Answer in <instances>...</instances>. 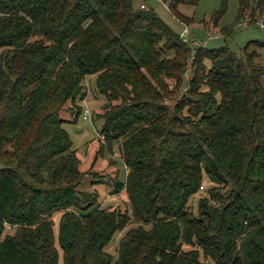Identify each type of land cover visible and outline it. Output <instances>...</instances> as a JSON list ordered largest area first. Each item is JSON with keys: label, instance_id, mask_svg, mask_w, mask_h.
I'll return each instance as SVG.
<instances>
[{"label": "trees", "instance_id": "trees-1", "mask_svg": "<svg viewBox=\"0 0 264 264\" xmlns=\"http://www.w3.org/2000/svg\"><path fill=\"white\" fill-rule=\"evenodd\" d=\"M161 1L178 19L179 5L199 0ZM190 51L132 0H0V264H264V41L237 55L197 48L170 106L167 80L183 84ZM91 75L108 100L102 141H120L126 175L115 192L131 215L78 190L81 160L60 112L69 103L77 122ZM204 182L213 186L195 215ZM132 218L113 257L105 247Z\"/></svg>", "mask_w": 264, "mask_h": 264}, {"label": "rangeland", "instance_id": "rangeland-1", "mask_svg": "<svg viewBox=\"0 0 264 264\" xmlns=\"http://www.w3.org/2000/svg\"><path fill=\"white\" fill-rule=\"evenodd\" d=\"M136 7L141 4L154 9L156 14L177 34L186 40L191 48L188 66L183 75V84L178 86L174 80L168 79V85L165 88L164 102L173 106L183 97L186 91L187 83L192 77V59L197 48L202 47L205 50L227 47L229 51L236 55L240 54L243 46L251 40L264 41V25L259 26V20L264 15V11L251 9L255 3L250 0H243L245 7L241 19L237 17L239 0H227L226 8L223 14L214 21L216 10L220 7V0H199L194 6L179 5L178 11L182 17L176 18L170 12L169 8L161 0H132ZM246 1L249 2V6ZM215 23V24H214ZM264 24V21H263ZM187 28V33L183 34V29ZM264 58V54L262 56ZM205 68L210 67V61L202 59ZM262 63V62H261ZM96 75L87 76L83 81V98H77L76 102L82 109L89 110V116L86 119L82 115L78 117L77 122L73 123L69 112V103L66 109L60 112L62 119L67 120L63 127L68 132L72 141V148L76 151L81 160L80 168L83 172V180L78 190L80 193H90L96 199L94 205L100 208L115 209L120 212L131 215V210L127 195L124 191L115 192V183L125 180L126 168L120 151V141L113 142L112 146L102 141L101 127L103 119V106L108 103L107 98L96 89ZM205 90L206 87H202ZM120 100H114V104H119ZM68 106V107H67ZM203 187L195 194L189 202V209L193 214L198 213V204L200 198L209 199V188L213 186L211 182H204ZM219 191L224 192L225 189ZM212 200V199H211ZM214 201V200H213ZM61 212L55 211L52 216L53 232L55 239L58 235V224ZM124 229L117 232L111 242L105 247V251L116 257L118 241L131 228H135L138 223L131 219ZM13 234L14 230L7 226L4 234ZM188 249V246L184 247ZM204 260V259H203ZM205 264H213L209 259L204 260Z\"/></svg>", "mask_w": 264, "mask_h": 264}, {"label": "built area", "instance_id": "built-area-1", "mask_svg": "<svg viewBox=\"0 0 264 264\" xmlns=\"http://www.w3.org/2000/svg\"><path fill=\"white\" fill-rule=\"evenodd\" d=\"M141 8H145V5L144 4H141ZM263 21H264V15L261 17V19L259 20V26L260 27H263ZM183 34H186L187 33V28H184L183 29ZM89 116V110H88V108L87 107H85L84 109H83V112H82V118L83 119H86L87 117Z\"/></svg>", "mask_w": 264, "mask_h": 264}]
</instances>
